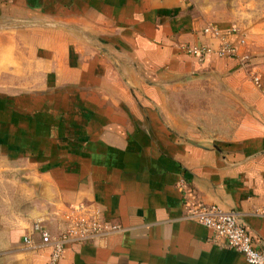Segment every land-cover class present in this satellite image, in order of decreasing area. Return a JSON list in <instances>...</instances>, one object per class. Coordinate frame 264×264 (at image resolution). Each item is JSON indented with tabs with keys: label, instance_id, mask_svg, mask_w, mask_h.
Returning <instances> with one entry per match:
<instances>
[{
	"label": "crops",
	"instance_id": "crops-1",
	"mask_svg": "<svg viewBox=\"0 0 264 264\" xmlns=\"http://www.w3.org/2000/svg\"><path fill=\"white\" fill-rule=\"evenodd\" d=\"M0 158L21 172L0 264H253L186 202L237 210L264 248V12L244 28L192 0H0ZM93 210L119 227L52 262L32 223Z\"/></svg>",
	"mask_w": 264,
	"mask_h": 264
},
{
	"label": "built area",
	"instance_id": "built-area-1",
	"mask_svg": "<svg viewBox=\"0 0 264 264\" xmlns=\"http://www.w3.org/2000/svg\"><path fill=\"white\" fill-rule=\"evenodd\" d=\"M206 30L211 29L217 33V26H208ZM237 30L234 28L233 32ZM241 37L239 42H243ZM237 45L233 42L224 41L217 49L219 55H227L236 53ZM210 46H192L190 51L206 52L210 51ZM242 56V60L245 59ZM255 84H260L259 76H253ZM187 216L207 226L213 234L215 239H221L229 248L241 252L245 259L253 264H264V248H260L256 244L251 232L240 218L239 212L235 209H223L220 206L213 204H206L204 202H186ZM119 224L103 218L99 210H93L90 214L73 215L68 224L63 230L51 234L40 219H36L32 223V231L38 233L40 243L50 244L52 249L50 251L51 261H55L61 254L63 245L68 241H84L93 239L99 233L105 231L116 230ZM24 242H32L31 233L23 235Z\"/></svg>",
	"mask_w": 264,
	"mask_h": 264
},
{
	"label": "rangeland",
	"instance_id": "rangeland-1",
	"mask_svg": "<svg viewBox=\"0 0 264 264\" xmlns=\"http://www.w3.org/2000/svg\"><path fill=\"white\" fill-rule=\"evenodd\" d=\"M208 22L227 21L247 27L264 12V0H192ZM4 160L0 158V165ZM21 172L0 170V226L18 208V180Z\"/></svg>",
	"mask_w": 264,
	"mask_h": 264
}]
</instances>
